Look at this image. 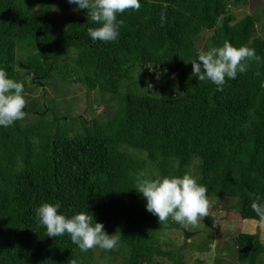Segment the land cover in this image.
<instances>
[{
  "label": "trees",
  "instance_id": "1",
  "mask_svg": "<svg viewBox=\"0 0 264 264\" xmlns=\"http://www.w3.org/2000/svg\"><path fill=\"white\" fill-rule=\"evenodd\" d=\"M246 1L141 0L118 17V40L104 43L88 37L95 25L86 10L64 25L49 17L57 0H0V68L24 84L27 103L23 120L0 127V264H187L172 242L178 223H159L135 187L140 174L183 175L195 159L192 176L207 198L233 201L228 210L257 222L250 202L264 195V62L250 61L222 90L192 76L188 62L225 41L264 58V9L239 19L233 11ZM71 83L97 95L85 112L104 104L105 116L74 114ZM45 86L58 101L29 97ZM43 202H59L66 216L88 212L121 235L119 246L82 252L67 234L46 236L34 214ZM259 238L232 239L238 264L261 263Z\"/></svg>",
  "mask_w": 264,
  "mask_h": 264
},
{
  "label": "clouds",
  "instance_id": "2",
  "mask_svg": "<svg viewBox=\"0 0 264 264\" xmlns=\"http://www.w3.org/2000/svg\"><path fill=\"white\" fill-rule=\"evenodd\" d=\"M67 3L73 6L74 12L87 11L90 22L95 25L87 28L88 37L93 42L104 43L118 40L120 27L124 23L118 18L120 14L141 8V0H67ZM160 19L163 23V14ZM250 61L264 62V58L257 55L254 48L246 45L235 47L225 41L222 46L198 51L196 59L188 62L191 63L192 76L222 90L226 78L236 79L238 73H245ZM24 91L22 82L10 78L7 71L0 68V127H10L14 122L25 118L27 103ZM32 142L39 143V139L33 137ZM135 189L146 201V211L156 216L159 223L171 219L181 225H194L208 216L207 187L198 183L189 173L155 178H145L140 174ZM60 208L59 202H43L35 207V217L45 229L46 236L62 237L67 234L82 252L93 248L109 251L119 246L121 235L107 234L104 225L95 222L88 212L81 211L66 216L59 211ZM250 208L258 217L257 225L264 226V195L256 194L250 202Z\"/></svg>",
  "mask_w": 264,
  "mask_h": 264
},
{
  "label": "rangeland",
  "instance_id": "3",
  "mask_svg": "<svg viewBox=\"0 0 264 264\" xmlns=\"http://www.w3.org/2000/svg\"><path fill=\"white\" fill-rule=\"evenodd\" d=\"M59 3L66 5V8L59 7ZM72 8L73 6L69 5L67 0H57V3L54 5L51 13L49 14V17L53 21L61 22L66 25L73 17L78 16V11L74 12L72 11ZM263 9L264 1L247 0L246 4L239 5L233 9V11L236 18L239 19L245 14L261 16ZM207 36L208 33H203L201 35V38L197 43L198 48L203 45L204 39L207 38ZM150 90L151 93L157 94V89L154 88V86L151 87ZM66 91L69 93L66 97L67 100H72V97L75 98V100H72L71 102V104H74L75 106L74 114L78 115L82 113L87 120H91L92 118H97L99 116H105L104 114L107 110L104 107V104L101 106L94 105L95 112L93 114L88 111L85 112V107H87L89 102L97 95H88L85 88L72 83L66 88ZM33 92V94L31 93L29 97L34 96L33 98L37 100L41 99L40 96L42 93H46L47 99L51 98L58 101L60 98L59 95L57 96L58 93L53 91L49 86L35 88L33 89ZM105 99H107L106 95ZM192 164L193 165L186 169V173L191 175L193 174L191 172L192 167H195V164H198V160L195 159ZM208 200V216L203 217L201 221H198L194 225L178 224L181 232L178 230V233L176 234L180 235H175V238L172 239V242H175L177 246L181 245L179 248L182 250V254L185 251L189 253H184L187 264H195V260H199L202 264H238L236 249L232 239L239 233H257L259 237H262V239H259L264 245V228L260 229L263 226H258L257 222L252 220L241 219L237 210L236 212L234 209L228 210L231 206H233V201L218 203L213 199L208 198ZM185 234H190V236L185 238ZM179 248L177 249L179 250ZM260 259V264H264V257L261 256ZM164 264H170V262L164 260Z\"/></svg>",
  "mask_w": 264,
  "mask_h": 264
},
{
  "label": "crops",
  "instance_id": "4",
  "mask_svg": "<svg viewBox=\"0 0 264 264\" xmlns=\"http://www.w3.org/2000/svg\"><path fill=\"white\" fill-rule=\"evenodd\" d=\"M252 221H254V220H252ZM254 222H256V221H254ZM257 228V227H256ZM264 228V226L263 227H261L260 229H263ZM254 230V229H253ZM251 234H253V233H251ZM260 238L262 239V237L260 236Z\"/></svg>",
  "mask_w": 264,
  "mask_h": 264
},
{
  "label": "water",
  "instance_id": "5",
  "mask_svg": "<svg viewBox=\"0 0 264 264\" xmlns=\"http://www.w3.org/2000/svg\"><path fill=\"white\" fill-rule=\"evenodd\" d=\"M190 236V234L188 235V234H185V238H188Z\"/></svg>",
  "mask_w": 264,
  "mask_h": 264
}]
</instances>
